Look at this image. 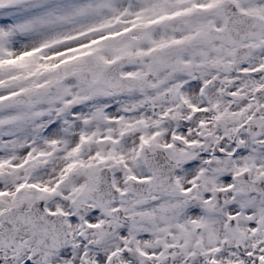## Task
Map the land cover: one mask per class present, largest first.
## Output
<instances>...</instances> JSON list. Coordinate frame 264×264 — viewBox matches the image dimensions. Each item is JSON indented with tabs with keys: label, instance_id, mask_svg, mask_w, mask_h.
<instances>
[{
	"label": "snow or ice",
	"instance_id": "snow-or-ice-1",
	"mask_svg": "<svg viewBox=\"0 0 264 264\" xmlns=\"http://www.w3.org/2000/svg\"><path fill=\"white\" fill-rule=\"evenodd\" d=\"M0 264H264V0H0Z\"/></svg>",
	"mask_w": 264,
	"mask_h": 264
}]
</instances>
